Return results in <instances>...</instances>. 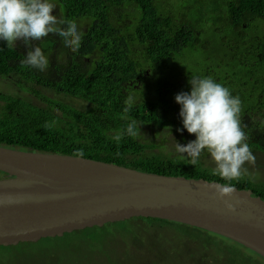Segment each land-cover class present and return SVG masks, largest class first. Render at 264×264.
<instances>
[{
  "label": "trees",
  "instance_id": "trees-1",
  "mask_svg": "<svg viewBox=\"0 0 264 264\" xmlns=\"http://www.w3.org/2000/svg\"><path fill=\"white\" fill-rule=\"evenodd\" d=\"M54 1L58 18L76 22L80 30L84 26L81 47L73 53L51 34L29 46L0 41V79L20 87L14 93L0 90L1 145L68 155L82 151L84 157L148 172L225 183L212 174L215 166L204 163L207 153L197 165L175 153L176 141L195 139L177 131L182 123L174 99L190 91L195 72L239 96L246 142L264 150L255 129V110L264 105L257 96L264 95V0ZM126 8L130 17L138 13L137 22L126 20ZM35 46L49 59L45 71L20 63ZM185 63L189 68H176ZM132 119L140 125L138 135L116 142L113 136ZM251 182L242 176L230 183L258 194ZM132 220L184 224L147 217L127 221Z\"/></svg>",
  "mask_w": 264,
  "mask_h": 264
},
{
  "label": "water",
  "instance_id": "water-1",
  "mask_svg": "<svg viewBox=\"0 0 264 264\" xmlns=\"http://www.w3.org/2000/svg\"><path fill=\"white\" fill-rule=\"evenodd\" d=\"M0 245L37 242L141 217L228 237L264 257V194L220 198L206 178L0 144ZM240 203L234 212L225 200Z\"/></svg>",
  "mask_w": 264,
  "mask_h": 264
},
{
  "label": "clouds",
  "instance_id": "clouds-1",
  "mask_svg": "<svg viewBox=\"0 0 264 264\" xmlns=\"http://www.w3.org/2000/svg\"><path fill=\"white\" fill-rule=\"evenodd\" d=\"M56 7L53 0H0V41H5L7 47H15L18 41L29 46L51 34L60 38L65 49L77 52L83 33L76 22H67L54 15ZM20 63L45 71L49 59L41 47L35 46L29 48ZM189 84L190 91H181L174 97L180 106L182 123V128L177 131L183 133L186 130L194 134L195 139L187 144L176 141L175 153L188 158L192 165H197L201 156L207 153L215 164L212 174L226 181L213 184L215 193L222 199L233 197L236 187L230 182L239 181L247 171L244 168L246 162H255V156L246 142V133L241 127V100L211 77L192 76ZM132 100L129 97L126 101L128 106L125 112L130 110ZM139 126L132 119L113 139L120 142L125 135L135 137ZM76 155L82 156L83 152L78 151ZM239 203V199L234 202L225 200L226 208L232 212Z\"/></svg>",
  "mask_w": 264,
  "mask_h": 264
},
{
  "label": "rangeland",
  "instance_id": "rangeland-1",
  "mask_svg": "<svg viewBox=\"0 0 264 264\" xmlns=\"http://www.w3.org/2000/svg\"><path fill=\"white\" fill-rule=\"evenodd\" d=\"M131 12L126 8L128 21L135 23L139 15L130 17ZM53 14H57L56 9ZM176 68L183 71L189 68V63ZM193 76L198 75L194 72ZM3 78L1 91L14 93L15 88H20L11 82L8 85L9 78ZM60 99L76 103L71 97ZM254 156V163L244 165L247 171L243 175L256 181L264 179V153ZM203 161L207 166H215L209 156ZM253 183L264 185L263 181ZM256 261L264 264L261 255L228 237L192 225L160 220L110 223L52 239L0 245V264H255Z\"/></svg>",
  "mask_w": 264,
  "mask_h": 264
},
{
  "label": "flooded vegetation",
  "instance_id": "flooded-vegetation-1",
  "mask_svg": "<svg viewBox=\"0 0 264 264\" xmlns=\"http://www.w3.org/2000/svg\"><path fill=\"white\" fill-rule=\"evenodd\" d=\"M257 96H258V99L261 98V100H262L259 103H264V95H261V94L258 93ZM255 119L257 121L256 124H255V129H257L259 131V132H257V137H258L259 140H261L260 144L262 146H264V105H260V104L257 105V110H255ZM249 147H250V145H249ZM250 149H251L253 155L255 153H264V150H262V149L256 150V149H253L251 147H250ZM243 178L245 180L246 179L251 180L252 181L251 182L252 185L255 184L253 182H258V181H263L264 182V179H259V180L254 181L253 179L249 178V175H247V174L243 175ZM256 186H258L257 187L258 188L257 189L258 190L257 193L261 194L263 192L264 185L259 184V185H256ZM246 189H252V188H246ZM252 191H254V190L252 189ZM253 194H255V193H253ZM253 263L260 264L261 262L260 261H256V262H253Z\"/></svg>",
  "mask_w": 264,
  "mask_h": 264
}]
</instances>
